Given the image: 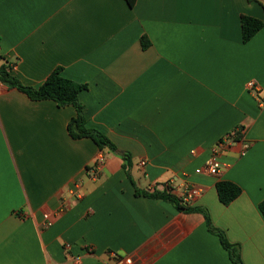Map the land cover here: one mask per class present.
<instances>
[{"label":"crops","instance_id":"crops-1","mask_svg":"<svg viewBox=\"0 0 264 264\" xmlns=\"http://www.w3.org/2000/svg\"><path fill=\"white\" fill-rule=\"evenodd\" d=\"M243 16L264 21V0H0V66L28 87L57 69L86 85L87 126L131 155L134 183L70 136L74 107L0 84V264H232L203 214L136 195L171 180L202 188L193 206L264 264V27L244 43ZM234 134L222 176L197 174ZM220 181L242 189L228 206Z\"/></svg>","mask_w":264,"mask_h":264},{"label":"trees","instance_id":"trees-1","mask_svg":"<svg viewBox=\"0 0 264 264\" xmlns=\"http://www.w3.org/2000/svg\"><path fill=\"white\" fill-rule=\"evenodd\" d=\"M127 4L133 8L137 0H126ZM242 39L244 43H248L263 27L264 21L243 16L241 19ZM144 48L148 46L146 38L142 40ZM0 84L9 89H17L27 95L33 101H54L59 107L72 106L76 109V116L70 121L68 131L74 140L91 139L103 153L115 155L121 158L124 162L123 168L128 178L133 183L131 178L132 159L127 152L120 151L116 145L103 133L96 129H91L87 126V119L84 114L83 105L79 95L87 89L86 85L76 83L66 79L61 74V69L55 70L48 79L38 88L28 87L23 85L13 74L11 65L4 63L0 66ZM235 139H240L239 135H235ZM134 184V183H133ZM217 192L220 202L228 206L242 194V189L229 181H220L217 184ZM136 195H144L150 198L162 199L172 205L178 211L185 213H201L206 219V228L209 233L216 236L223 248L229 255L232 264H244L241 256V247L238 244H233L229 241L226 233L214 226L211 217L207 210L198 206L183 205L181 200L173 194L167 192H148L136 189ZM259 210L264 218V201L259 204Z\"/></svg>","mask_w":264,"mask_h":264},{"label":"built area","instance_id":"built-area-1","mask_svg":"<svg viewBox=\"0 0 264 264\" xmlns=\"http://www.w3.org/2000/svg\"><path fill=\"white\" fill-rule=\"evenodd\" d=\"M248 88L250 91H255V92L257 91L254 82H250L248 84ZM233 140H235V134L222 139L217 145H215L212 149L211 157L206 161L203 167L199 168L196 171V173L207 175L210 177L220 178L225 168L224 164L221 161L222 153L224 149L227 146H229ZM192 154H195V152H193ZM105 162H106V156L103 153L99 154V156L94 161V164L92 165L91 172L95 176H97L103 170ZM140 166L145 167L146 162L142 161L140 163ZM79 187H80L79 183H76L74 185V188L69 189V193L76 196V198H80L81 194L77 192V189ZM176 189H179L177 193H175ZM155 191H160V192L164 191L173 194L181 200L183 205H188V206H193L194 202L198 200L204 193V190L200 187L192 186L186 183L178 184L175 180H171L164 185H156L148 192H155ZM65 210H66L65 208H62L54 215L45 213L43 215L42 226L44 228H50L51 226H53L55 218L63 214ZM130 263H131V259L129 258L121 259V261L119 262V264H130Z\"/></svg>","mask_w":264,"mask_h":264}]
</instances>
